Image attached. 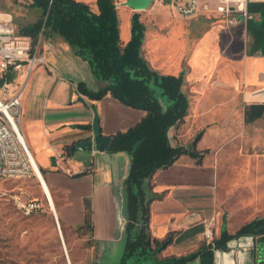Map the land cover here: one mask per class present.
<instances>
[{
	"label": "rangeland",
	"instance_id": "1",
	"mask_svg": "<svg viewBox=\"0 0 264 264\" xmlns=\"http://www.w3.org/2000/svg\"><path fill=\"white\" fill-rule=\"evenodd\" d=\"M122 1L125 3V0ZM227 3L233 4L232 1ZM123 6L117 10L121 21L128 8L126 4ZM172 9L153 0L146 9L133 11L140 14L146 26L143 53L150 64L162 73H185L184 91L190 98V109L185 120L171 128L172 142L190 148L197 133L205 130L198 148H209L210 151L202 164L217 166L218 169L212 187L204 192L210 197L215 211L210 218L220 219L216 222L215 231H238L239 227L264 216V115L252 123L243 119L245 106L264 103V98L261 92L253 94L258 90L252 88L230 89L214 75L218 59L235 57V52H239V43L231 41L228 44V37L239 27L231 26L232 21L239 19L237 11L183 16ZM0 11L12 14L18 27L36 21L40 15V11L31 6V0H0ZM220 62L219 67L223 66L222 59ZM95 78L101 83L99 88L105 85L103 80ZM17 79L25 82L27 78L18 75ZM0 93L7 96L4 86H0ZM87 152L92 163L94 157L91 151ZM120 153L126 152L111 154ZM37 159L50 184L68 186L65 184L68 183L66 175L56 180L51 168L44 167L42 160ZM188 159L189 156L182 155L180 161L183 163ZM150 182L152 184V180ZM97 190L100 191V188ZM97 190L96 201L99 202L94 207L91 198L92 204L88 209L95 226L93 231L83 225L85 218L82 215V218H65L59 211L64 244L55 214L38 177H0V264H119L125 250V237L120 240L116 236V242L100 241L95 237V229L101 237L110 232L108 208L103 193ZM89 191L92 195V190ZM52 193L55 198L56 193L53 190ZM116 193L118 200L125 202L124 187L118 188ZM99 196L101 201L97 199ZM16 197L39 198L44 202V209L25 215L18 208ZM124 213L127 214L126 202ZM128 264L164 263L149 258Z\"/></svg>",
	"mask_w": 264,
	"mask_h": 264
},
{
	"label": "crops",
	"instance_id": "2",
	"mask_svg": "<svg viewBox=\"0 0 264 264\" xmlns=\"http://www.w3.org/2000/svg\"><path fill=\"white\" fill-rule=\"evenodd\" d=\"M87 1L94 11L99 10L97 0ZM229 1L200 0V13L213 15L230 10L239 14V19L231 20L232 27H239L228 37V44L231 41L239 43V52H235V57L220 58L223 62L221 67L219 64L222 63L218 59L214 75L215 78L224 80L226 87L230 89L252 88L254 91L258 90L253 92L256 94L264 91V0H246V15L244 6L242 10L240 3L232 1L233 4H228ZM115 2L117 10L125 7L122 0ZM133 11L134 9L128 7L123 21L119 17L124 43L132 36ZM3 22H8L18 30V24L14 22L12 14L0 11V23ZM40 51L44 55V63L37 65L24 82L21 94V127L39 167L37 157L42 160L44 167L51 168L52 176L56 180H61L63 175L68 177V183H65L68 186H65L61 183L50 184L44 176L58 218L60 210L61 217L76 218L82 215L85 218L86 202L92 204L93 199L94 207L97 206L99 201H96L95 192L100 188V191H97L103 193L102 197L108 208L110 232L101 237L95 229V237L100 241L116 242V236L122 240L123 227L118 229L117 224L123 201L118 200L116 192L118 188H122L128 176L130 156L127 153L111 154L107 151L92 150L94 159L91 163L87 150L77 148L72 156H68L64 152V146L78 142L92 133L93 106H96L99 112L104 135L126 130L137 123L145 112L122 104L110 93L100 100H92L80 93L77 89L80 81L86 82L87 86L94 90L98 89L101 83L93 75L90 63L77 55L63 37H43ZM80 98L82 100H79ZM226 115L228 117L229 113ZM83 125L90 127L85 128ZM59 152L63 154L61 159L57 158ZM53 156L56 158V165H53ZM181 157L169 168L157 171L152 178V191L164 194L161 199L154 200L150 205L152 237L163 240L170 233H174L173 243L158 254V260L162 263L165 258L188 256L205 245L204 221L210 219L215 212L210 197L204 192L212 187L217 166L207 163L198 165L191 157L182 163ZM78 173L84 174L75 176ZM40 184L46 196L45 188L41 182ZM51 189L56 193L55 198ZM89 190H92V195ZM97 199L101 201V196ZM215 219L216 222L220 221L219 218ZM236 231L229 230V233ZM215 235L219 238L221 232L217 230Z\"/></svg>",
	"mask_w": 264,
	"mask_h": 264
},
{
	"label": "trees",
	"instance_id": "3",
	"mask_svg": "<svg viewBox=\"0 0 264 264\" xmlns=\"http://www.w3.org/2000/svg\"><path fill=\"white\" fill-rule=\"evenodd\" d=\"M97 5L99 10L94 11L91 4L80 0H31V6L40 11L39 18L19 25L18 31L31 36L35 43L40 35H62L74 47L76 54L89 61L94 76L105 82L103 87L93 90L86 82L80 81L77 84L80 93L92 100H100L110 93L122 104L145 112L137 123L112 134L106 151L127 152L131 156V167L125 181L126 243L119 264L139 263L149 258L158 260V254L173 243L174 233L163 240L152 237L150 205L164 194L153 192L150 181L157 171L169 168L182 155L201 165L210 150L198 148L204 129L197 133L190 148L173 144L170 130L185 120L190 109V98L184 91L185 73H162L146 59L143 53L146 26L140 14H133L132 36L124 43L115 0H97ZM16 78L17 72L9 68L1 74L0 86ZM263 115L264 103L245 106L246 123H252ZM76 149L77 142L64 146L68 156H72ZM41 171L45 174L42 168ZM89 205L86 202L83 225L93 231ZM244 235L264 238V216L243 225L233 234L223 230L215 240L216 248L226 249L228 242ZM197 259L200 264H214L212 246L205 244L188 256H173L162 261L164 264H188Z\"/></svg>",
	"mask_w": 264,
	"mask_h": 264
},
{
	"label": "built area",
	"instance_id": "4",
	"mask_svg": "<svg viewBox=\"0 0 264 264\" xmlns=\"http://www.w3.org/2000/svg\"><path fill=\"white\" fill-rule=\"evenodd\" d=\"M162 5L171 6L183 16H194L202 11L200 0H155ZM240 3V9L246 15V0H230ZM242 6V7H241ZM3 19V18H1ZM40 35L37 43L28 35L19 33L8 22L0 23V73L13 68L21 77L28 78L33 69L44 63V55L40 51ZM7 96L0 93V177H32L37 176V168L24 140L21 127L22 104L21 94L24 82L15 79L13 82L4 83ZM58 159L63 158L58 153ZM41 169V168H40ZM18 208L25 215H33L44 209V202L39 198L16 197ZM55 217L56 214H55ZM216 219L204 221L203 236L207 245L217 251L215 245Z\"/></svg>",
	"mask_w": 264,
	"mask_h": 264
},
{
	"label": "water",
	"instance_id": "5",
	"mask_svg": "<svg viewBox=\"0 0 264 264\" xmlns=\"http://www.w3.org/2000/svg\"><path fill=\"white\" fill-rule=\"evenodd\" d=\"M152 2L153 0H126L125 4L134 10H144ZM79 100H82V98H80ZM93 111H94V118L91 126L92 133L86 138L78 141L77 148H81L87 151H92V150L106 151L111 143L112 136L102 134L100 115L96 106H93ZM130 160H131V156H130ZM52 162L53 165L57 164L55 156L52 157ZM125 181L123 185L124 189H125ZM122 201H123V207H121L120 210L122 212L118 217L119 221L117 225H118V229L123 227V238H124L125 228L127 224V214L124 213V204L126 202V195H125V202L124 200ZM58 221L59 219L56 217V222L59 227ZM188 264H200V260L197 259ZM214 264H264V238H255L252 235H244L232 239L230 242H228L226 249H218L217 251H215Z\"/></svg>",
	"mask_w": 264,
	"mask_h": 264
},
{
	"label": "bare ground",
	"instance_id": "6",
	"mask_svg": "<svg viewBox=\"0 0 264 264\" xmlns=\"http://www.w3.org/2000/svg\"><path fill=\"white\" fill-rule=\"evenodd\" d=\"M221 78H222V77H221ZM223 81H224V80H223ZM260 95H261V97L264 98V91H262V92L260 93ZM22 134H23V136H24V133H22ZM24 140H25V142H26V144H27V146H28V148H29V150H30V153H31L32 158H33V160H34V163H35V165H36V168H37V177H38V179L40 180V182L42 183V185H43L44 188H45V191H46V197H47L48 204H49V206H50L52 212H53L54 214H56V216H57V218H58V215H57L56 210H55V207H54L53 198H52L51 193H50V191H49V188H48V186H47V183H46V180H45V178H44V175L42 174V171H41V169H40V167H39V165H38V163H37V161H36V159H35V157H34L32 151H31V149H30V147H29V145H28V143H27V140H26L25 136H24ZM58 219H59V218H58ZM58 222H59V230H60V233H61V225H60V221H58ZM61 236H62V240H63V243H64V239H63V235H62V233H61ZM64 244H65V243H64ZM66 254H67V259L69 260V256H68L67 251H66ZM69 263H71V262H69Z\"/></svg>",
	"mask_w": 264,
	"mask_h": 264
}]
</instances>
